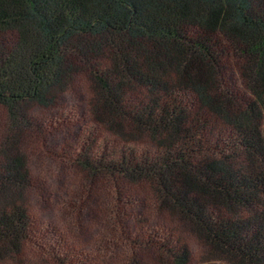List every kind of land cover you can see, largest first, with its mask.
Returning <instances> with one entry per match:
<instances>
[{
  "label": "trees",
  "instance_id": "trees-1",
  "mask_svg": "<svg viewBox=\"0 0 264 264\" xmlns=\"http://www.w3.org/2000/svg\"><path fill=\"white\" fill-rule=\"evenodd\" d=\"M0 264H264V0H0Z\"/></svg>",
  "mask_w": 264,
  "mask_h": 264
}]
</instances>
